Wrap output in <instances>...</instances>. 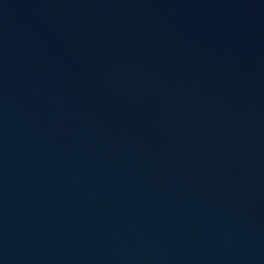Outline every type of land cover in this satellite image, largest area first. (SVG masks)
Wrapping results in <instances>:
<instances>
[{
    "label": "water",
    "instance_id": "water-1",
    "mask_svg": "<svg viewBox=\"0 0 264 264\" xmlns=\"http://www.w3.org/2000/svg\"><path fill=\"white\" fill-rule=\"evenodd\" d=\"M0 264H264V0H0Z\"/></svg>",
    "mask_w": 264,
    "mask_h": 264
}]
</instances>
